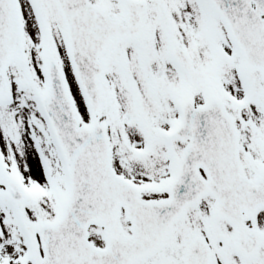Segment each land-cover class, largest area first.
Instances as JSON below:
<instances>
[{
  "label": "snow or ice",
  "instance_id": "snow-or-ice-1",
  "mask_svg": "<svg viewBox=\"0 0 264 264\" xmlns=\"http://www.w3.org/2000/svg\"><path fill=\"white\" fill-rule=\"evenodd\" d=\"M0 264H264V0H0Z\"/></svg>",
  "mask_w": 264,
  "mask_h": 264
}]
</instances>
